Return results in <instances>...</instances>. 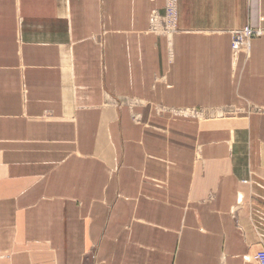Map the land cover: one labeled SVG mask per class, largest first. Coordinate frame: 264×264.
Returning a JSON list of instances; mask_svg holds the SVG:
<instances>
[{
  "label": "crops",
  "instance_id": "crops-1",
  "mask_svg": "<svg viewBox=\"0 0 264 264\" xmlns=\"http://www.w3.org/2000/svg\"><path fill=\"white\" fill-rule=\"evenodd\" d=\"M164 6L0 0V264L264 251V0H178L170 39Z\"/></svg>",
  "mask_w": 264,
  "mask_h": 264
},
{
  "label": "built area",
  "instance_id": "built-area-1",
  "mask_svg": "<svg viewBox=\"0 0 264 264\" xmlns=\"http://www.w3.org/2000/svg\"><path fill=\"white\" fill-rule=\"evenodd\" d=\"M178 20V0H165L163 14L155 11L151 20V31L158 36H164L168 39L177 31ZM260 31L253 30L249 27L232 33V51L235 54H249L251 41L258 37ZM254 264H264V251L254 255L251 258Z\"/></svg>",
  "mask_w": 264,
  "mask_h": 264
}]
</instances>
